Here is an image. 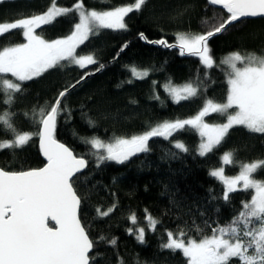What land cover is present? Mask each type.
Instances as JSON below:
<instances>
[{"label":"trees","instance_id":"16d2710c","mask_svg":"<svg viewBox=\"0 0 264 264\" xmlns=\"http://www.w3.org/2000/svg\"><path fill=\"white\" fill-rule=\"evenodd\" d=\"M78 2L5 0L0 3V22L43 14L53 3L73 8ZM83 3L89 10L104 11L131 5L133 0H83ZM227 15L211 7L207 0H149L143 11L130 13L125 18L127 30L101 29L76 49L77 55H93L104 65L102 70L95 71L96 64L82 69L63 61L62 66L24 83L23 96L17 94L13 105L17 113L13 117L15 127L21 133L35 134L39 126L24 113L49 106L60 92L92 72L62 101L71 116L58 117L55 135L78 157L88 161L86 171L78 175L74 187L81 197V222L94 241L90 264H120L121 261L123 264H188L182 252L161 249V244L167 241V232L184 231L185 240L210 236L212 228L231 221L240 210L242 200L250 199L252 190L230 194V202L220 199L224 186L209 175L211 170L222 166V155L227 152H233L241 163L264 160V134L250 133L242 126L233 128L225 141L205 156L199 155L200 136L190 126L175 132L168 140L154 137L149 141V152L140 153L125 164L105 161L97 166L92 154L96 150L84 142L92 137L104 142L118 137L130 138L164 121L194 118L206 100L225 103L230 69L220 62L233 52L264 55V19L241 21L211 38L208 46L215 60L212 68H207L197 57L181 55L178 49L149 45L139 34L144 33L149 40L165 39L169 44H176L177 34L206 33ZM78 22V14L72 12L36 31L51 42L70 36ZM20 43L26 40L19 30L0 37V49ZM133 67L137 71H148V76L136 79ZM129 80L132 82L128 83ZM190 82L198 86L197 96L179 103H175L165 90L167 84ZM6 107L0 103V111ZM89 120L94 126H89ZM205 121L220 124L225 118L213 113L205 117ZM38 137L33 135L32 141L23 148L0 150V168L10 171L42 168L45 162ZM11 139L10 133L0 130V141ZM176 141L182 142L188 151L176 149ZM172 153L176 154L175 158ZM238 172V165L225 167L228 176ZM255 175L264 180V170ZM113 205L115 210L110 215L97 214V209L102 212ZM146 210L160 222L155 232L146 227ZM132 214L137 224L146 228L143 244L137 241L135 234L128 233L129 228L133 232L136 228L130 221ZM205 221L211 227H206ZM193 225L199 226L201 231H196ZM113 239L115 245L111 243Z\"/></svg>","mask_w":264,"mask_h":264},{"label":"snow or ice","instance_id":"6c2138e0","mask_svg":"<svg viewBox=\"0 0 264 264\" xmlns=\"http://www.w3.org/2000/svg\"><path fill=\"white\" fill-rule=\"evenodd\" d=\"M4 2L0 0V3ZM209 3L222 6L228 15L206 33L177 34L176 44H169L165 39L149 40L144 33L139 34L140 39L150 44L179 48L181 55L197 56L203 65L212 68L215 60L210 54L209 39L224 33L242 18L264 17V0H209ZM148 4L149 0H133L128 6L97 11L87 9L83 0H79L73 8L58 7L53 3L43 14L0 22V37L19 30L26 40V43L0 49V94L3 97L0 103L7 106L0 111V130L12 135L11 140L0 141V150L23 148L32 141L33 135H38L40 148L47 160L46 166L39 169L10 171L0 168V264H90L92 258L89 253L94 241L81 223V197L74 187L79 180L77 174L88 166V162L55 139L58 117L65 114L67 118L71 116L66 104H62L69 89L60 92L49 106L24 113L39 126L40 130L35 134L21 133L16 129L13 117L17 113L13 111V105L18 99L17 94L23 96L26 91L24 83L62 66L63 61L82 69L96 64L95 71L102 70L104 65L99 64L93 55H77L76 49L101 29L127 30L125 18L130 13H140ZM72 12L78 14L79 22L67 38L49 42L37 34L38 28ZM220 63L230 69L225 103L206 100L194 118L164 121L130 138L118 137L112 142H104L97 137L84 139L96 150L92 154L96 157L97 166L105 161L125 164L140 153L149 152V141L154 137L168 140L186 125L195 129L202 138L198 149L201 156L213 152L235 127L242 126L250 133L264 134V55L233 52ZM132 73L136 79H144L149 74L134 67ZM8 74L14 80L9 79ZM91 74L81 76L77 83ZM168 91L174 102L179 103L197 96L199 88L190 82L183 87H170ZM213 113L223 116L225 122H206L205 117ZM88 123L94 126L93 121ZM174 147L181 152L188 151L179 141L174 143ZM171 155L175 158L176 154ZM223 165H238V174L226 176ZM262 170L264 160L241 163L233 152L223 154L222 166L209 173L224 186L219 198L230 202V194L252 190L250 199L242 200L240 210L231 221L212 228L210 236L185 240L184 231L176 234L168 231L167 241L161 244V249L182 252L188 258V264H264V180L255 175ZM114 210L115 205L102 212L97 209V214L106 217ZM145 220L147 228L155 232L160 222L147 210ZM50 221L54 222L51 226ZM130 221L136 228L135 233L132 228L128 229V233L135 234L137 241L143 244L145 227L137 224L135 214L130 216ZM205 226L211 227L207 221ZM193 227L201 231L199 226ZM111 243L115 245V239Z\"/></svg>","mask_w":264,"mask_h":264},{"label":"water","instance_id":"95a60500","mask_svg":"<svg viewBox=\"0 0 264 264\" xmlns=\"http://www.w3.org/2000/svg\"><path fill=\"white\" fill-rule=\"evenodd\" d=\"M207 2L209 3V0H207ZM209 5H210L211 7H213V8H216V9L222 10V11H224V12L227 13L226 9H223V7L220 6V5H211L210 3H209ZM227 14H228V13H227ZM254 19H264V17H247V18H242V21H244V20H254ZM237 23H239V22H236L234 25H236ZM232 26H233V25H230L229 28L232 27ZM221 34H223V33H221ZM218 35H220V34H218ZM214 37H215V36H214ZM212 38H213V37H212ZM209 40H210V39H209ZM148 44H149V45H153V46H157V47H163V46L158 45V44H150V43H148ZM165 48H168V47H165ZM172 49H178V50H180L179 48H176V47H172ZM184 56H191V55H188L187 53H185ZM193 57H197V56H193ZM197 58H199V57H197ZM96 74H97V73H95L94 75H96ZM89 77H90V75H87V76H86V79H84L81 83H83L84 81H86ZM81 83H76V84H75V87H71V88H69V91H68V92H70V91L73 90L74 88L78 87ZM56 125H57V124H56ZM55 135H56V130H55ZM38 139H39V137H38ZM55 139H56L59 143L64 144L63 142H61L60 140H58V139L56 138V136H55ZM38 143H39V149H40L41 157H42L43 161L45 162V165H44L43 167H45V166H46V163H47V160H46V157L43 156L42 149L40 148V140H39ZM64 145H65L66 147H68L66 144H64ZM68 148H69V147H68ZM73 153H74V151H73ZM74 155H76V154L74 153ZM87 162H88V161H87ZM43 167H42V168H43ZM87 167H88V166H87ZM87 167H86L85 169H83L81 173H78L77 175H80V174L84 173V172L86 171ZM80 207H81V205H80ZM49 223H50V226H51V224H53L54 222H51V221H50ZM81 223H82V222H81ZM92 251H93V249H92ZM92 251L89 253V256L91 255ZM90 263H91V260H90Z\"/></svg>","mask_w":264,"mask_h":264},{"label":"rangeland","instance_id":"374dc122","mask_svg":"<svg viewBox=\"0 0 264 264\" xmlns=\"http://www.w3.org/2000/svg\"><path fill=\"white\" fill-rule=\"evenodd\" d=\"M52 42V41H51ZM77 66V65H76ZM90 66V65H89ZM88 67V66H87ZM8 77H10L9 79H13L14 80V78L13 77H11L10 76V74H8ZM184 85H171V84H167V85H165V90L169 93V91H168V89L170 88V87H183ZM170 94V93H169ZM171 96V95H170ZM171 98L174 100V98L171 96ZM182 101V100H181ZM187 126V125H186ZM200 136V135H199ZM200 140H202V138L200 137ZM201 143V142H200ZM223 167H224V170H225V167H226V165H223ZM226 175V174H225ZM226 176H228V175H226ZM146 221V220H145ZM142 227H144V226H142ZM146 227H147V224H146ZM134 232H135V229H134ZM145 233H146V228H145ZM187 258V257H186ZM188 259V258H187Z\"/></svg>","mask_w":264,"mask_h":264}]
</instances>
